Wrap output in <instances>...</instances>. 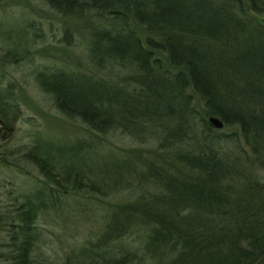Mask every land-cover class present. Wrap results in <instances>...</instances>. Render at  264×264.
<instances>
[{"label": "rangeland", "instance_id": "rangeland-1", "mask_svg": "<svg viewBox=\"0 0 264 264\" xmlns=\"http://www.w3.org/2000/svg\"><path fill=\"white\" fill-rule=\"evenodd\" d=\"M245 16L239 43L264 40V16ZM106 33L139 42L142 61L132 50L95 56ZM156 34L129 15L0 0V264H92L102 253L125 264L174 262L147 248L153 225L131 214L143 203L171 209L157 200L171 183L206 186L196 160L223 163L231 195L264 194V145L253 151L256 141L236 124L208 134L204 99L178 84L164 52L147 47ZM61 81L96 106L95 128L58 108L48 89ZM181 196V214L204 210ZM198 223L192 229H204Z\"/></svg>", "mask_w": 264, "mask_h": 264}, {"label": "trees", "instance_id": "trees-1", "mask_svg": "<svg viewBox=\"0 0 264 264\" xmlns=\"http://www.w3.org/2000/svg\"><path fill=\"white\" fill-rule=\"evenodd\" d=\"M248 1V10L264 16L262 0ZM48 2L63 13L89 8L107 11L120 18L129 15L150 32L157 33L156 41L149 38L145 43L166 54L172 67L178 70V84L183 86L188 82L204 99L207 114L217 115L224 125H238L245 139L250 137L256 141L250 144L253 151H259L260 144L264 145V99L260 98L264 95V40L239 43L238 35L243 31L240 18H245L247 12L242 0ZM102 39L93 48L95 56L106 52L125 57L132 50L135 59L142 61L144 53L139 50L144 51L131 36L124 39L121 34L111 36L106 33ZM206 40L217 42L221 49L202 48L201 43L208 42ZM77 88L80 87L61 81L48 90L55 95L56 104L63 113L79 116L95 128L96 106L84 104ZM2 125L0 122V128ZM205 127L210 134L213 127L208 122ZM221 164L218 160H196L195 165L206 178V186L186 181L171 183L168 185L171 195L162 189L164 196L157 199L163 203L170 201L171 209L148 210L154 209L151 202L148 206L143 203V210H136L140 213L137 216L131 214L137 221L152 223L147 248L154 255H169L175 260L164 264H256L260 261L264 264V194L231 195L233 185L223 184L226 174ZM182 193L188 197L182 199L184 203H191L193 206L187 204L190 207L195 204L204 210L193 209L190 215L181 214L174 204L181 202ZM198 222L204 229H192ZM92 264H125V260H115L102 253Z\"/></svg>", "mask_w": 264, "mask_h": 264}, {"label": "water", "instance_id": "water-1", "mask_svg": "<svg viewBox=\"0 0 264 264\" xmlns=\"http://www.w3.org/2000/svg\"><path fill=\"white\" fill-rule=\"evenodd\" d=\"M207 122L211 127L216 128V129H221L224 125L223 121L215 115L208 116Z\"/></svg>", "mask_w": 264, "mask_h": 264}]
</instances>
